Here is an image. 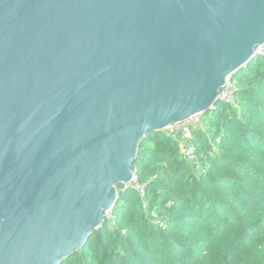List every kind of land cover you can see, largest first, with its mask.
<instances>
[{
	"label": "water",
	"instance_id": "1",
	"mask_svg": "<svg viewBox=\"0 0 264 264\" xmlns=\"http://www.w3.org/2000/svg\"><path fill=\"white\" fill-rule=\"evenodd\" d=\"M264 0H0V264H61L145 134L215 105Z\"/></svg>",
	"mask_w": 264,
	"mask_h": 264
},
{
	"label": "trees",
	"instance_id": "2",
	"mask_svg": "<svg viewBox=\"0 0 264 264\" xmlns=\"http://www.w3.org/2000/svg\"><path fill=\"white\" fill-rule=\"evenodd\" d=\"M230 77L235 102L193 130L198 166L168 129L148 131L133 163L146 210L119 189L114 224L105 216L61 264H264V57Z\"/></svg>",
	"mask_w": 264,
	"mask_h": 264
},
{
	"label": "built area",
	"instance_id": "3",
	"mask_svg": "<svg viewBox=\"0 0 264 264\" xmlns=\"http://www.w3.org/2000/svg\"><path fill=\"white\" fill-rule=\"evenodd\" d=\"M256 55L264 57V42L255 50ZM237 98V92L235 84L229 77H226L224 84L218 94V100L222 103L233 104ZM215 105L210 107V110H214ZM202 116L201 112L192 114L185 118L184 120L176 123L172 127L168 128V130L173 134L175 138L179 141L180 153L183 158L187 161L194 163L198 166V158L196 153V146L194 144V135L193 130L195 128H199L202 126ZM219 140V139H217ZM212 148H215V144L213 141H209ZM134 188L137 190L139 196L142 198V207L146 210L147 203L145 202V184L138 181L136 175L134 178L128 183L124 184L123 189L125 188ZM106 218L114 224L112 220V214L109 211L106 212ZM152 216L155 217V214L152 213Z\"/></svg>",
	"mask_w": 264,
	"mask_h": 264
}]
</instances>
